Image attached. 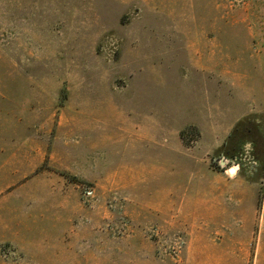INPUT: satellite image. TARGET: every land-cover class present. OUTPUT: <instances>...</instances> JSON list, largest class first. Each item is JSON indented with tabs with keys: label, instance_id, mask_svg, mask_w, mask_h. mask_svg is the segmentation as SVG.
Wrapping results in <instances>:
<instances>
[{
	"label": "rangeland",
	"instance_id": "rangeland-1",
	"mask_svg": "<svg viewBox=\"0 0 264 264\" xmlns=\"http://www.w3.org/2000/svg\"><path fill=\"white\" fill-rule=\"evenodd\" d=\"M0 264H264V0H0Z\"/></svg>",
	"mask_w": 264,
	"mask_h": 264
}]
</instances>
